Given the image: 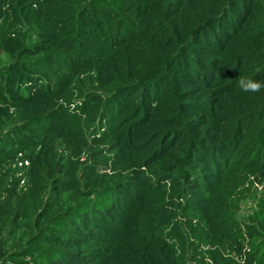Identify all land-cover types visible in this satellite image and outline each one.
Returning <instances> with one entry per match:
<instances>
[{
    "label": "trees",
    "instance_id": "trees-1",
    "mask_svg": "<svg viewBox=\"0 0 264 264\" xmlns=\"http://www.w3.org/2000/svg\"><path fill=\"white\" fill-rule=\"evenodd\" d=\"M0 264H264V0H0Z\"/></svg>",
    "mask_w": 264,
    "mask_h": 264
},
{
    "label": "clouds",
    "instance_id": "clouds-1",
    "mask_svg": "<svg viewBox=\"0 0 264 264\" xmlns=\"http://www.w3.org/2000/svg\"><path fill=\"white\" fill-rule=\"evenodd\" d=\"M239 83L244 92H258L262 87V82L257 80H240Z\"/></svg>",
    "mask_w": 264,
    "mask_h": 264
},
{
    "label": "rangeland",
    "instance_id": "rangeland-1",
    "mask_svg": "<svg viewBox=\"0 0 264 264\" xmlns=\"http://www.w3.org/2000/svg\"><path fill=\"white\" fill-rule=\"evenodd\" d=\"M250 206H251V205H250L249 203L245 204V206H244L245 210L249 209Z\"/></svg>",
    "mask_w": 264,
    "mask_h": 264
}]
</instances>
